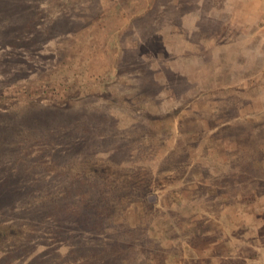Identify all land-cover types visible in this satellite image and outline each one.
I'll return each mask as SVG.
<instances>
[{
	"label": "rangeland",
	"instance_id": "obj_1",
	"mask_svg": "<svg viewBox=\"0 0 264 264\" xmlns=\"http://www.w3.org/2000/svg\"><path fill=\"white\" fill-rule=\"evenodd\" d=\"M259 2L0 0V264H264Z\"/></svg>",
	"mask_w": 264,
	"mask_h": 264
},
{
	"label": "trees",
	"instance_id": "obj_2",
	"mask_svg": "<svg viewBox=\"0 0 264 264\" xmlns=\"http://www.w3.org/2000/svg\"><path fill=\"white\" fill-rule=\"evenodd\" d=\"M15 5V4H14ZM4 6H6V5H4ZM7 12H9V10L7 9V8H5V7H3V8H1V6H0V50H3V54H6V55H11L10 54V52L13 50V49H15L14 48V45H20V41H24V40H26V38L24 37V36H27L28 35V33H31V32H26L25 30L26 29H28V31L31 29V28H25V27H23L22 25H23V23H21V21H18V19H21L22 17H25V15L26 14H24L25 13V10H20V12L18 13V14H15L13 17H11V19L10 20H12L13 22H9L8 23V13ZM17 15V16H16ZM17 20V21H16ZM5 21H7V23L6 24H3V26H2V23H5ZM15 22V23H14ZM14 23V24H13ZM30 25V24H29ZM35 28V27H34ZM20 29V30H19ZM21 32H25L24 34L23 33H21ZM22 34V36H21V34ZM24 37V38H23ZM22 41V42H23ZM21 42V43H22ZM15 43H17V44H15ZM123 149H124V147H119L118 148V153H121L122 154V157H123V153H124V151H123ZM7 175V177H5L4 178V181L6 180V179H9V176L10 175H8V174H6ZM2 181V180H1ZM18 181H20L19 180V178H18ZM154 204H156V203H154ZM177 209H179L180 211H181V209L180 208H177ZM159 219V218H158ZM157 218H152V220H150V222H148L149 223V225L150 224H152L153 223V220H154V222L156 223V220H158ZM158 222V221H157ZM181 223V222H180ZM180 223H178V221H177V223H176V225L178 226V225H181ZM106 224H108V222H106ZM141 225V224H140ZM139 225V227H140V229H142V231H141V235H142V237H145L146 236V234H147V232H149L152 228H147V225H144V226H140ZM124 227V225H122V228ZM103 230H101V231H106V230H108L109 231V234H111L112 232H113V228L112 229H106L105 227H103L102 228ZM80 231H82V230H80ZM80 231H77L78 233L80 232ZM114 231H117V230H115L114 229ZM138 231V230H137ZM86 233H88V235H90V236H92V237H94V238H97L99 241H102L101 239L104 237V238H106L105 237V235L103 236V234L100 232V230H97L95 227H94V225H92V226H87V228H86ZM102 237V238H101ZM101 238V239H100ZM106 239H108V241H110L111 239H110V237L109 238H106ZM207 253H208V249H203V251L201 252V253H199V255L201 256V257H204V256H206L207 255ZM116 257V256H115ZM118 257V259H116L118 262H122V261H125V258L123 259V257L122 256H117ZM116 260H113L112 262H110L111 264L114 262V263H116L117 261ZM110 263H108V264H110Z\"/></svg>",
	"mask_w": 264,
	"mask_h": 264
},
{
	"label": "crops",
	"instance_id": "obj_3",
	"mask_svg": "<svg viewBox=\"0 0 264 264\" xmlns=\"http://www.w3.org/2000/svg\"><path fill=\"white\" fill-rule=\"evenodd\" d=\"M249 1H250V0H249ZM257 1H258V0H257ZM261 1H263V2H261V3L259 2L258 6H257L256 8L264 7V0H261ZM252 3H253V2H252ZM201 6H202V8H204L203 5H201ZM252 7H254V5L251 4V8H252Z\"/></svg>",
	"mask_w": 264,
	"mask_h": 264
}]
</instances>
